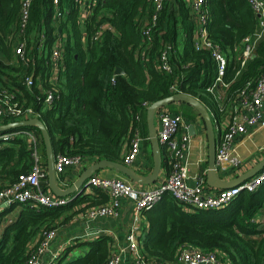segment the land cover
<instances>
[{
    "label": "trees",
    "instance_id": "obj_1",
    "mask_svg": "<svg viewBox=\"0 0 264 264\" xmlns=\"http://www.w3.org/2000/svg\"><path fill=\"white\" fill-rule=\"evenodd\" d=\"M65 1L70 14L55 22L54 0H30L22 31L24 0H0V90L17 92L26 106L33 107L49 131L55 158L64 155L123 163L134 130L148 137L147 107L173 95L175 83L179 91L200 100L216 121L222 122L220 105L208 92L218 76V65L208 50L194 48L195 25L185 0L165 1L151 44L143 35L144 24L151 21L150 0H98L94 17L84 29L74 0ZM205 7L210 15L209 40L220 47L227 60L225 110L242 94H251L264 74V38L243 67L244 40L260 30L248 0H206ZM106 23L113 30L94 40L98 26ZM55 35L62 39L65 69L58 82L50 84L45 76L52 64ZM20 42L26 43L22 64H18V55L17 63L12 61ZM166 49L173 73L160 66ZM117 68L124 74L116 75ZM30 76L33 85L28 88L25 80ZM37 80L43 82L37 84ZM50 93L54 100L47 104ZM172 113L189 121L197 115L188 110ZM25 130L37 136L45 151L39 130ZM5 145L0 150V191L34 165V148L27 137L13 138ZM168 159L164 156L165 166ZM43 186L48 190L47 183ZM91 189L94 193L86 194L85 190L60 208L22 204L4 209L0 215V264H28L45 233L109 202L107 192ZM262 209L264 183L255 192L242 191L228 206L217 210L185 208L166 194L145 212L148 231L140 250L146 259L164 263L173 262L182 249L192 246L203 252L218 250L231 264H264V226L255 220ZM16 210L19 216L8 218ZM38 237V246L31 247ZM111 245L109 237L77 244L81 254L68 258L75 247L67 248L55 264H107Z\"/></svg>",
    "mask_w": 264,
    "mask_h": 264
},
{
    "label": "built area",
    "instance_id": "obj_2",
    "mask_svg": "<svg viewBox=\"0 0 264 264\" xmlns=\"http://www.w3.org/2000/svg\"><path fill=\"white\" fill-rule=\"evenodd\" d=\"M165 1L150 0L151 21L144 24L143 28V35L147 38L148 44H151L152 30L156 26L157 19L163 10ZM248 2L253 13L259 20L260 30L253 37H248L244 40L243 67L253 57L257 43L264 38V0H248ZM97 3L98 0H74V8L78 10L82 26H86L87 21L94 17V10ZM185 3L189 9L190 18L195 25L193 32L194 48L197 51L208 50L218 65V76L215 82L208 88V92L213 94L216 102L219 103L223 118H227L216 151L217 171L221 173L227 170H237L241 168L242 162L235 154L233 148L234 141L239 136L246 135L256 127H264V74L257 82L251 94H242L238 101L223 110L225 97L222 96L221 92L223 90L226 96L225 91L229 86L223 81L227 60L220 47L209 40L210 15L205 7L206 0H185ZM29 5L30 0H24L21 21L22 31L27 24ZM54 9L55 13L53 18L55 22L61 18H67V15L70 14V9H68L65 0L62 3L59 0H54ZM106 30H113V28L108 23L98 26L94 40H97ZM54 37L56 40L55 47L50 56L52 64L46 77V81L50 84H56L62 70L65 69V62L61 54V48L63 46L62 39L58 35ZM16 55L20 56L22 61L26 60L25 42L18 44ZM161 63L160 66L164 72L173 73V66L169 62L168 49L162 52ZM25 82L26 86L30 88L33 85V77L26 78ZM171 90L174 94L181 93L178 90L177 83L171 87ZM53 100V94H48L46 103L52 104ZM158 116L160 121L158 139L161 148L164 149L169 158L171 168L167 179L152 189L142 190L138 189L131 181L126 179H107L93 175L88 180L89 186L87 188L103 190L109 194L110 199L105 205L88 209L85 212V216L88 219L117 216L121 207L120 200L127 198L133 204L135 219L139 220L143 213L152 209L166 194L174 197L185 208L217 210L228 206L242 191L255 192L264 183L263 169L253 179L228 190L211 192L207 186L206 174L202 177H197L195 185H190L188 183L189 170L185 162L187 143L185 139L183 141H179L178 139V134L184 125V119L182 116L173 115L165 109L161 110ZM31 118H39V116L33 107L26 106L19 99L17 92L8 89L0 90V126ZM4 121L8 122L4 123ZM34 136L31 131L21 128L0 133V150H3L6 146L5 144L16 137H27L30 139L32 145H35L33 156L34 165L32 169L27 173L19 175L16 181L0 191V215L4 209L14 205L29 204L32 207L54 209L67 206L71 202L70 198L56 197L44 188L43 181L47 176V168L36 152L38 138L36 141ZM143 142L144 138L141 136L140 131L138 129L134 130L129 149L123 156V164L130 167L137 160L141 153ZM80 160L81 158H70L64 155H58L55 158V172L57 176L64 174L67 168L76 165ZM258 223L264 226V217ZM56 235V230H51L44 234L43 240L37 248V254L28 264H39V257L49 248L50 244L56 238ZM141 235L139 228L134 226L130 230L127 238L128 248L134 255L137 264H231L218 250L203 252L199 248L192 246L182 249L176 256V259L171 263H164L159 260H148L140 250ZM60 254L57 253L54 255L48 264H55ZM121 263L120 255L111 253L107 264Z\"/></svg>",
    "mask_w": 264,
    "mask_h": 264
},
{
    "label": "crops",
    "instance_id": "obj_3",
    "mask_svg": "<svg viewBox=\"0 0 264 264\" xmlns=\"http://www.w3.org/2000/svg\"><path fill=\"white\" fill-rule=\"evenodd\" d=\"M84 26H82V29ZM66 38V34L64 35ZM44 40H42L43 42ZM85 42V40H84ZM42 45H40V48ZM19 58L15 53L12 55V61L15 63ZM22 60L18 64L21 63ZM17 63V62H16ZM26 64V63H23ZM47 74L45 76V79ZM42 80H37V84H41ZM222 96L225 97V93L221 92ZM166 111L172 113V110H188L195 112L196 118L193 121L185 120L184 117V125L182 126L178 139L179 141L186 140L187 149L185 151V162L189 170V179L188 183L190 185H195L197 182V177H202L207 173L208 169V139L206 134V129L204 123L191 106H187L184 103H174L169 107L165 108ZM212 119L214 116L211 114ZM263 116H264V106H263ZM215 119V118H214ZM146 120V119H145ZM227 122V118H223L221 123H218L215 119L214 128L216 131V136L218 138V142L221 140L223 130L225 128V124ZM147 124V123H146ZM191 125L195 126L196 133L194 135H190L189 127ZM156 127L159 130L160 121L159 116H156ZM148 136V129H147ZM233 148L235 154L242 162V166L237 170H227L225 172L218 173L221 178L225 181L232 180L243 173H246L251 168H253L256 164H258L262 159H264V127H256L250 130L246 135L239 136L233 143ZM129 149V148H128ZM128 149L124 152V155L127 153ZM163 152V151H162ZM164 153V152H163ZM123 155V156H124ZM166 157L167 154L164 153ZM168 157V156H167ZM169 160V159H168ZM98 159H81L76 165L69 167L66 169L64 174L58 176V181L61 183L62 187H68L74 184L80 177V175L89 168L92 164L97 162ZM100 161V160H99ZM165 162V161H164ZM168 166L163 165L158 182L153 185H136L127 177H125L122 173L113 170V169H104L98 171L95 176H99L101 178L113 179V178H121L131 181L138 189L148 190L152 189L161 183H163L170 172ZM131 169L136 171L138 174L149 175L152 172L153 168V154H152V146L149 141V136L144 138V142L141 147V153L137 160L130 166ZM206 177V175H205ZM253 179V178H252ZM47 183V181H43V185ZM48 184V183H47ZM208 186V185H207ZM260 187L257 188V190ZM211 192H217L218 190L211 189L208 187ZM49 190V189H48ZM86 194L94 193L91 188H87ZM83 190V192L85 191ZM256 190V191H257ZM77 194V193H76ZM73 194L70 197V200L73 201L77 198L76 195ZM82 194V193H81ZM80 194V195H81ZM110 198V196H109ZM121 207L119 209V214L113 217H97L95 219H88L85 216V212L79 213L74 216L69 222L60 225L57 229L56 238L50 244L49 248L45 250V252L39 257V264H48L51 262L54 255L57 253L64 252L67 248L75 247L72 253H69L68 258H72L78 254H81L82 250L80 247H76L77 244H81L88 241H94L100 237H109L112 243V253L119 254L121 257V264H137L136 259L132 252L128 248V234L132 227L136 226L139 228L141 232V237H143L144 233L148 231V222L145 213H143L139 220H136L134 217V207L132 202L127 198H122L120 200ZM224 208V207H223ZM20 211L16 210L11 213L8 218L15 219L19 216ZM264 217V209H262L259 214L255 217V220L259 222ZM39 237L36 238L33 242H31V247L38 246Z\"/></svg>",
    "mask_w": 264,
    "mask_h": 264
},
{
    "label": "water",
    "instance_id": "obj_4",
    "mask_svg": "<svg viewBox=\"0 0 264 264\" xmlns=\"http://www.w3.org/2000/svg\"><path fill=\"white\" fill-rule=\"evenodd\" d=\"M116 75L124 74L123 70L117 68L115 71ZM174 103H185L191 106L201 117L207 134L208 139V169L206 173V182L208 187L218 191L228 190L242 185L248 180H251L256 175H258L264 169V159H262L258 164L251 168L246 173L229 180L225 181L221 178L217 171L216 162V151L218 146V138L216 136V131L214 128V123L210 111L202 104L197 98L186 94L177 93L173 94L168 98L152 103L147 107L146 110V123L148 129L149 141L152 146L153 154V168L149 175L138 174L136 171L131 169L120 162H112L109 160H100L92 164L87 168L79 177V179L68 187H62L61 183L58 181V176L55 172V156L52 148V142L50 138L49 131L40 118H31L28 120L17 121L14 123L6 124L0 126V133L7 132L13 129H28L36 128L40 132V136L43 140L45 146L46 154V168H47V186L49 191L56 197L67 198L73 194L80 195L83 190L87 189L89 186L88 180L95 175L98 171L104 169H113L122 173L125 177L131 180L136 185H153L158 182L161 169L164 165V154L158 139V129L156 127V116L157 114ZM190 135L196 133L195 126L191 125L189 127Z\"/></svg>",
    "mask_w": 264,
    "mask_h": 264
},
{
    "label": "rangeland",
    "instance_id": "obj_5",
    "mask_svg": "<svg viewBox=\"0 0 264 264\" xmlns=\"http://www.w3.org/2000/svg\"><path fill=\"white\" fill-rule=\"evenodd\" d=\"M212 120H213V122H215V119H214V118H213ZM34 137L36 138V141H37V137H36V136H34ZM27 139H29V138H27ZM29 140H30V139H29ZM33 148H35V145L33 146ZM36 152H37V154L40 156L42 162H43L44 164H46L45 151H44V148L42 147V145H41L40 143H38V148H37V146H36Z\"/></svg>",
    "mask_w": 264,
    "mask_h": 264
}]
</instances>
